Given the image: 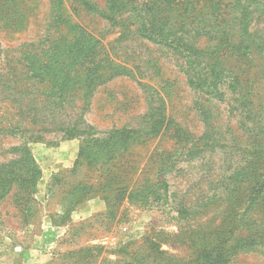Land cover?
Returning a JSON list of instances; mask_svg holds the SVG:
<instances>
[{"label":"rangeland","instance_id":"1","mask_svg":"<svg viewBox=\"0 0 264 264\" xmlns=\"http://www.w3.org/2000/svg\"><path fill=\"white\" fill-rule=\"evenodd\" d=\"M0 264H264V0H0Z\"/></svg>","mask_w":264,"mask_h":264},{"label":"crops","instance_id":"2","mask_svg":"<svg viewBox=\"0 0 264 264\" xmlns=\"http://www.w3.org/2000/svg\"><path fill=\"white\" fill-rule=\"evenodd\" d=\"M32 152L35 161L43 171L63 169L75 161L78 142L75 139H67L60 142L55 149L37 144L32 148Z\"/></svg>","mask_w":264,"mask_h":264},{"label":"trees","instance_id":"3","mask_svg":"<svg viewBox=\"0 0 264 264\" xmlns=\"http://www.w3.org/2000/svg\"><path fill=\"white\" fill-rule=\"evenodd\" d=\"M143 6L145 7L148 5L146 3L143 4ZM142 11L146 12V9H143ZM92 42L84 41L83 44H68V46L65 47L59 45L57 49L53 50L47 48V50H44L41 59L38 61L39 65L50 66L46 64L52 59H55L53 61H55L57 64L62 63L63 65H65V61H69L72 64H75L76 62L88 63L94 61L96 58V51L94 50L95 45H93ZM86 70L90 71L88 68Z\"/></svg>","mask_w":264,"mask_h":264}]
</instances>
